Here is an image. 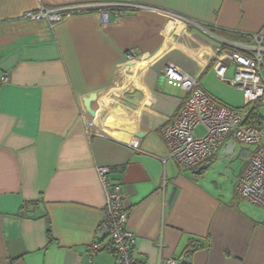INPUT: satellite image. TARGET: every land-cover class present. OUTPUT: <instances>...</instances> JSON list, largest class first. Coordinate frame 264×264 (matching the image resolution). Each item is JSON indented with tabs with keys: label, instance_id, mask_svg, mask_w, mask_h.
<instances>
[{
	"label": "crops",
	"instance_id": "0c3cea01",
	"mask_svg": "<svg viewBox=\"0 0 264 264\" xmlns=\"http://www.w3.org/2000/svg\"><path fill=\"white\" fill-rule=\"evenodd\" d=\"M72 4L108 6L110 21L95 9L53 24L25 18ZM114 5L193 24L145 9L118 15ZM255 35H264V0H0V78L9 79L0 85V264H116L99 229V167L122 188L136 262L189 255L190 264H264V217L237 192L245 164L231 191L229 167L217 168L227 145L197 174L203 165L182 167L163 136L188 98L166 68L195 77L232 108L213 90L227 84L216 57ZM197 242L207 246L193 250Z\"/></svg>",
	"mask_w": 264,
	"mask_h": 264
},
{
	"label": "built area",
	"instance_id": "2783aa9c",
	"mask_svg": "<svg viewBox=\"0 0 264 264\" xmlns=\"http://www.w3.org/2000/svg\"><path fill=\"white\" fill-rule=\"evenodd\" d=\"M118 15H124L129 8L145 9L154 13L171 16L178 24L189 27L193 24L187 18L144 6L114 5ZM95 9L103 24L110 21V9L104 5H64L55 8H41L37 12H27L25 18L33 21L47 20L58 23L74 14ZM235 50L220 48L216 57L215 73L217 78L243 92L246 106L232 109L214 101L198 86L197 79L174 65L165 70L167 79L177 82L188 94V98L178 116L163 130L170 157L184 168H196L213 158L216 153L233 141L242 145L240 157L245 162L239 178L237 192L246 202L264 209V116L262 123H249L251 109L258 106L264 112V35H255L248 47L232 45ZM130 60L131 54L127 55ZM232 69L231 79L227 75ZM8 77L0 78V85L6 84ZM205 129L203 137L196 129ZM251 146V147H244ZM98 174L105 190V215L100 231L106 232L113 251L117 255L116 264H142L132 258L136 244L135 236L127 229L128 213L122 205L123 191L119 184L110 180L111 170L99 167ZM94 245L93 251H101ZM166 264H181L167 260Z\"/></svg>",
	"mask_w": 264,
	"mask_h": 264
},
{
	"label": "rangeland",
	"instance_id": "374dc122",
	"mask_svg": "<svg viewBox=\"0 0 264 264\" xmlns=\"http://www.w3.org/2000/svg\"><path fill=\"white\" fill-rule=\"evenodd\" d=\"M213 90L216 91V93L219 95L220 99L225 103V105L232 107V108H244L246 106V100L244 98L243 92L235 89L234 87L222 84L221 82H215L213 84ZM261 114L264 116V112L262 110ZM196 133L198 136L203 137L205 135V129L202 126H199L196 129ZM244 147H251V146H244ZM236 148L238 152H240L241 145L238 143L236 144ZM219 158L220 163L218 167H221L223 170V167H229L231 175H229V182L226 184V187H228L231 191L235 188V178L241 168L244 166V161L242 158L238 155V153L233 155H222V152H219ZM219 174H222V172H217L214 174L216 178H220L221 176ZM242 201V200H241ZM242 205L247 207L253 214L255 215H261L264 217V209L260 207H256L246 201L243 200Z\"/></svg>",
	"mask_w": 264,
	"mask_h": 264
},
{
	"label": "trees",
	"instance_id": "16d2710c",
	"mask_svg": "<svg viewBox=\"0 0 264 264\" xmlns=\"http://www.w3.org/2000/svg\"><path fill=\"white\" fill-rule=\"evenodd\" d=\"M262 114L260 111V108H258V106H255L251 109V113L250 116L248 117V121L249 123H254L256 125H260L262 122ZM30 204L27 203L26 206H28ZM198 244H195L194 247L192 246L193 250H199V249H203L205 248L207 245L205 244H201V242H197ZM200 243V244H199Z\"/></svg>",
	"mask_w": 264,
	"mask_h": 264
},
{
	"label": "water",
	"instance_id": "95a60500",
	"mask_svg": "<svg viewBox=\"0 0 264 264\" xmlns=\"http://www.w3.org/2000/svg\"><path fill=\"white\" fill-rule=\"evenodd\" d=\"M225 155H233L234 154V147H233V141H229L227 144V147L225 149L224 152ZM210 167V164H205L203 166H201L196 173L197 174H202L203 171L207 170ZM190 256L187 255L183 258V260H181V264H190Z\"/></svg>",
	"mask_w": 264,
	"mask_h": 264
}]
</instances>
